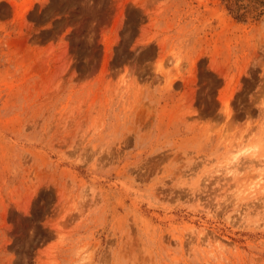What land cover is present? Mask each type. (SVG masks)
I'll list each match as a JSON object with an SVG mask.
<instances>
[{"label":"rangeland","instance_id":"obj_1","mask_svg":"<svg viewBox=\"0 0 264 264\" xmlns=\"http://www.w3.org/2000/svg\"><path fill=\"white\" fill-rule=\"evenodd\" d=\"M0 264H264V0H0Z\"/></svg>","mask_w":264,"mask_h":264}]
</instances>
